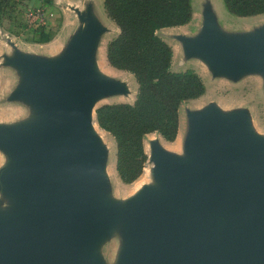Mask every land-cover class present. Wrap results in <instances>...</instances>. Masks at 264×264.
Masks as SVG:
<instances>
[{
	"label": "water",
	"instance_id": "95a60500",
	"mask_svg": "<svg viewBox=\"0 0 264 264\" xmlns=\"http://www.w3.org/2000/svg\"><path fill=\"white\" fill-rule=\"evenodd\" d=\"M209 5L196 36H175L184 55L213 76L264 75V24L225 32ZM79 18L84 28L58 55L15 50L7 59L22 74L11 97L35 115L0 125V191L9 201L0 208V264H104L99 248L118 230L116 264H264V137L244 109L186 110L183 157L150 139L154 184L123 205L109 198V150L93 129L94 106L129 88L98 71L107 29L89 9Z\"/></svg>",
	"mask_w": 264,
	"mask_h": 264
},
{
	"label": "rangeland",
	"instance_id": "374dc122",
	"mask_svg": "<svg viewBox=\"0 0 264 264\" xmlns=\"http://www.w3.org/2000/svg\"><path fill=\"white\" fill-rule=\"evenodd\" d=\"M208 0H191L192 17L184 24L157 30L161 37L172 48L171 71L180 72L192 70L197 73L204 85V93L196 99L184 101L179 107V128L173 141L164 140L158 132L147 134L143 140L144 151L149 153L150 139L158 138L163 146L173 148L182 145L187 129L186 110H198L210 103L215 104L221 111L230 112L246 110L249 114L253 131L264 137V75L259 72L244 73L233 80L225 75L213 76L212 71L204 61L197 57L184 55L182 43L176 35L196 36L202 25V3ZM212 12L218 26L228 33H239L242 30L254 29L264 24V14L253 16H236L225 7L223 0H209ZM208 6V5H207ZM89 9L97 17L105 30L99 37L95 51L97 63H101L112 72L116 78L125 82L129 88L127 95H114L101 98L94 106L93 129L103 144L108 147L109 160L106 170L108 196L123 205L134 195L136 189L153 181L149 168L151 164L144 163L142 173L131 183H124L115 169V142L113 137L101 129L95 119V110L104 104L133 103L137 93V83L132 74L112 67L106 59L107 43L113 39L119 29L108 18L103 7V0H9L0 6V125H18L26 123L35 115L33 106L26 100L12 98L11 95L20 85L21 72L7 62L14 57L15 50L45 57L61 53L67 46L72 35L84 28L85 23L79 14H85ZM42 25L49 35V41L36 43L32 41L33 26ZM180 61H183L180 64ZM6 162L5 155L0 151V168ZM145 173V174H144ZM9 201L0 191V208H6ZM121 235L114 231L100 246L99 255L104 264H116L121 249Z\"/></svg>",
	"mask_w": 264,
	"mask_h": 264
},
{
	"label": "trees",
	"instance_id": "16d2710c",
	"mask_svg": "<svg viewBox=\"0 0 264 264\" xmlns=\"http://www.w3.org/2000/svg\"><path fill=\"white\" fill-rule=\"evenodd\" d=\"M9 0H0V6ZM236 16L264 14V0H223ZM109 19L119 33L106 46L108 63L133 75L137 93L133 103L104 104L95 119L115 142V169L122 182L131 183L142 173L147 156L143 140L158 132L173 141L179 128V107L205 91L192 70L171 71L172 48L157 30L184 25L191 20V0H103ZM32 41L44 43L49 35L39 23Z\"/></svg>",
	"mask_w": 264,
	"mask_h": 264
},
{
	"label": "bare ground",
	"instance_id": "6f19581e",
	"mask_svg": "<svg viewBox=\"0 0 264 264\" xmlns=\"http://www.w3.org/2000/svg\"><path fill=\"white\" fill-rule=\"evenodd\" d=\"M97 65V68H98V71L101 73V74H103L104 76H108V77H117V76H115L114 74H112V72L110 73V71L108 70V69H106L105 68V66L104 65H102V62L101 63H97L96 64ZM149 134H151V133H149ZM160 143H161V141H160ZM147 145H148V143H147ZM161 145L163 146V144L161 143ZM163 148L166 150V151H169V152H171V153H173V154H175L176 156H179V157H183V148H182V145H180V143L177 145H175L173 148H168V147H165V146H163ZM152 166V165H151ZM145 167V166H144ZM151 168V167H150ZM150 168H149V171H150ZM143 170H145L144 172L146 173L148 170H147V168H143ZM144 173V174H145ZM150 174H151V171H150ZM153 179V178H152ZM153 183V181L151 182V181H149L148 183H144V185H146V184H152ZM154 184V183H153ZM143 186V185H142ZM141 186V187H142ZM141 187H138L137 189H136V191H135V193L141 188ZM134 193V194H135Z\"/></svg>",
	"mask_w": 264,
	"mask_h": 264
}]
</instances>
